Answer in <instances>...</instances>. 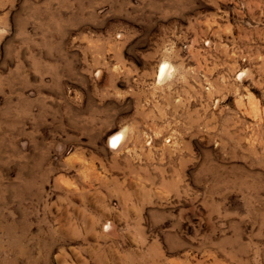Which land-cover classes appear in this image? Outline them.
Wrapping results in <instances>:
<instances>
[{
    "label": "rangeland",
    "instance_id": "rangeland-1",
    "mask_svg": "<svg viewBox=\"0 0 264 264\" xmlns=\"http://www.w3.org/2000/svg\"><path fill=\"white\" fill-rule=\"evenodd\" d=\"M0 264H264V0H0Z\"/></svg>",
    "mask_w": 264,
    "mask_h": 264
},
{
    "label": "bare ground",
    "instance_id": "bare-ground-1",
    "mask_svg": "<svg viewBox=\"0 0 264 264\" xmlns=\"http://www.w3.org/2000/svg\"><path fill=\"white\" fill-rule=\"evenodd\" d=\"M119 136L118 135H114L110 138L109 144H115L118 141Z\"/></svg>",
    "mask_w": 264,
    "mask_h": 264
}]
</instances>
